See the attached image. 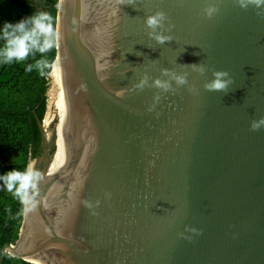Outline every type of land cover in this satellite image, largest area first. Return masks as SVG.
I'll list each match as a JSON object with an SVG mask.
<instances>
[{
    "label": "water",
    "instance_id": "95a60500",
    "mask_svg": "<svg viewBox=\"0 0 264 264\" xmlns=\"http://www.w3.org/2000/svg\"><path fill=\"white\" fill-rule=\"evenodd\" d=\"M218 6L206 19L205 0H58L59 60L30 161L43 174L39 204L3 254L36 264H264V128L249 130L264 116V19L233 0ZM156 11L174 25L164 45L144 26ZM200 63L228 71L230 91H206L211 71L182 66ZM162 69L186 73L197 91L135 89L145 74L149 84L168 79Z\"/></svg>",
    "mask_w": 264,
    "mask_h": 264
},
{
    "label": "clouds",
    "instance_id": "9594fccd",
    "mask_svg": "<svg viewBox=\"0 0 264 264\" xmlns=\"http://www.w3.org/2000/svg\"><path fill=\"white\" fill-rule=\"evenodd\" d=\"M119 4H132L133 0H117ZM233 4L240 9L247 11L249 8L255 11V14L264 19V0H233ZM219 0H205V7L202 8L203 16L211 19L220 12ZM144 26L147 35L158 45H164L166 42L173 41L169 35L164 32H171L174 25L168 22V17L163 11H156L144 18ZM58 33L52 25V18L45 12L36 13L35 15L22 18L12 23L5 21L3 27L0 28V64H11L13 62H23L29 56L40 54L39 59H35L34 63H29L25 71H37L40 76L46 75V70L51 67L50 62L46 58L48 53L58 40ZM198 55V53H196ZM192 68L200 75H204L206 71H211L212 79L203 84V88L209 92L227 93L233 84V78L228 71L210 70L203 63L182 65ZM161 75L168 79L156 78L149 84V77L145 74L134 85L135 89L143 90L145 87L156 88L160 92H174L176 89L172 87L174 82L176 87L188 86V91L195 93L197 90L194 86L188 85L187 74H177L169 69H162ZM83 90L87 91L86 85H82ZM159 94L154 95V100L159 101ZM264 128V116L259 119L250 121L249 130L259 131ZM43 180V174L35 168L33 164H28L23 171L16 168L0 175V183L4 189L10 193L21 205V215L27 216L34 213L38 208L39 185ZM108 194H106L107 196ZM99 201H96V205ZM86 207L92 208L93 204L86 202ZM96 215L95 212L92 213ZM189 232H197L196 229H186ZM197 234H199L197 232ZM183 236V233L179 234ZM191 239V237H186Z\"/></svg>",
    "mask_w": 264,
    "mask_h": 264
},
{
    "label": "trees",
    "instance_id": "16d2710c",
    "mask_svg": "<svg viewBox=\"0 0 264 264\" xmlns=\"http://www.w3.org/2000/svg\"><path fill=\"white\" fill-rule=\"evenodd\" d=\"M42 9L33 0H0V28L5 21L15 23L36 13L52 18L56 31L58 0H43ZM2 43V41H0ZM57 47L46 53L51 67L45 76L25 71L40 54L23 62L0 64V175L13 168L23 171L30 159L41 154V134L36 116L42 120L46 110L49 75ZM20 203L0 183V259L5 245L14 242L23 219ZM0 264H36L4 252Z\"/></svg>",
    "mask_w": 264,
    "mask_h": 264
},
{
    "label": "rangeland",
    "instance_id": "374dc122",
    "mask_svg": "<svg viewBox=\"0 0 264 264\" xmlns=\"http://www.w3.org/2000/svg\"><path fill=\"white\" fill-rule=\"evenodd\" d=\"M34 1V3H36L39 7H41L42 9L44 8V4H43V0H33ZM52 71V70H51ZM52 76V74L50 73V75H49V80H48V83H49V81H50V77ZM30 161H31V159H30ZM29 164H30V162H29Z\"/></svg>",
    "mask_w": 264,
    "mask_h": 264
},
{
    "label": "bare ground",
    "instance_id": "6f19581e",
    "mask_svg": "<svg viewBox=\"0 0 264 264\" xmlns=\"http://www.w3.org/2000/svg\"><path fill=\"white\" fill-rule=\"evenodd\" d=\"M59 60V58H55V60H54V62H53V66H52V71H51V74H53V71H54V69H55V66H56V64H57V61ZM51 78V77H50ZM24 239V238H23ZM27 259H29V260H35L33 257H26ZM40 264H42V263H40Z\"/></svg>",
    "mask_w": 264,
    "mask_h": 264
},
{
    "label": "flooded vegetation",
    "instance_id": "af4514ba",
    "mask_svg": "<svg viewBox=\"0 0 264 264\" xmlns=\"http://www.w3.org/2000/svg\"><path fill=\"white\" fill-rule=\"evenodd\" d=\"M50 152V151H49Z\"/></svg>",
    "mask_w": 264,
    "mask_h": 264
}]
</instances>
